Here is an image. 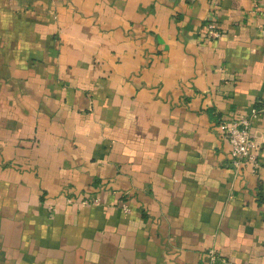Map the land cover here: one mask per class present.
Instances as JSON below:
<instances>
[{
    "label": "crops",
    "instance_id": "0c3cea01",
    "mask_svg": "<svg viewBox=\"0 0 264 264\" xmlns=\"http://www.w3.org/2000/svg\"><path fill=\"white\" fill-rule=\"evenodd\" d=\"M260 100L264 0H0V264H264Z\"/></svg>",
    "mask_w": 264,
    "mask_h": 264
},
{
    "label": "built area",
    "instance_id": "2783aa9c",
    "mask_svg": "<svg viewBox=\"0 0 264 264\" xmlns=\"http://www.w3.org/2000/svg\"><path fill=\"white\" fill-rule=\"evenodd\" d=\"M206 38H218L222 32L214 20H210L205 26ZM264 113V100H260L252 107L249 113H241L229 121L220 124L223 135L231 144V164L236 173L240 174L243 168H250L257 173L260 167L258 158V143L252 136L254 120ZM125 208L126 205H123ZM207 264H238L232 259L219 253L215 247L207 249Z\"/></svg>",
    "mask_w": 264,
    "mask_h": 264
},
{
    "label": "trees",
    "instance_id": "16d2710c",
    "mask_svg": "<svg viewBox=\"0 0 264 264\" xmlns=\"http://www.w3.org/2000/svg\"><path fill=\"white\" fill-rule=\"evenodd\" d=\"M258 199L261 203H264V183H261L258 191Z\"/></svg>",
    "mask_w": 264,
    "mask_h": 264
}]
</instances>
